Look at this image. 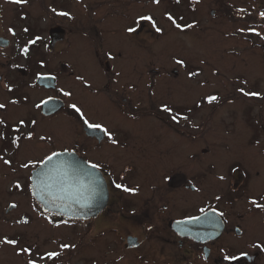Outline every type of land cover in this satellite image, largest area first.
<instances>
[{"label":"flooded vegetation","instance_id":"af4514ba","mask_svg":"<svg viewBox=\"0 0 264 264\" xmlns=\"http://www.w3.org/2000/svg\"><path fill=\"white\" fill-rule=\"evenodd\" d=\"M15 7L12 11L6 7V19L0 14V20L11 25L7 36L0 34V41L6 43L0 45V58L8 59L7 63L0 60V104L6 105L0 109V121L4 122L0 125L4 136L0 156L11 164L0 160V171L12 174L24 170L28 174L13 182L7 196L32 197L36 207L23 210L24 199L10 204L16 211L12 219V238L19 242L13 247L15 254L21 248L31 249V257L26 254L23 264L29 258L37 259L38 264H53L39 260V256L61 251L62 243L76 245L61 252L58 260L63 264H264V240L243 242L241 229L248 214H257L264 223V209L250 203L255 199L264 205V186L256 194L244 195L252 179L264 184V19L259 15L264 12V0H161L159 5L152 0H26ZM58 12L69 15L59 16ZM168 14L185 30L174 28ZM141 15H151L162 32H155L146 21L137 23ZM42 19H46L43 27ZM189 24L194 27H186ZM130 27L136 31L129 33ZM109 39L121 45L118 52L103 49L102 43ZM170 39L203 40L210 53L230 44L228 47H234L235 55L242 59L234 79L248 84L246 76L255 73L257 87L242 89L259 93V97L243 95L238 91L241 88H232L230 82L223 85L224 94H240L237 101L229 103L240 107L235 116L243 122L234 150L240 152L238 155L247 151L252 159L248 166L240 159L228 162V168L238 175L231 190L234 197H193L195 152L190 122L179 130L180 123L166 112L164 120L170 129L158 130V121H162L159 114L153 116L156 128L146 129L145 105L160 100L154 90L159 85L151 80L158 71L146 65V44ZM19 40L48 42V49L38 54L28 50L25 55L23 49H11ZM66 41L83 42L72 60L63 46ZM89 44L96 46L90 48ZM20 58H24L23 64H18ZM150 63H154L152 59ZM131 92L138 96L130 99ZM242 98L247 102L243 111L238 104ZM45 100L49 105L44 112L41 102ZM37 104L41 106L37 108ZM70 104H76L90 123L104 125L118 143L113 145L99 130L87 128ZM98 106L111 112L110 121L95 118ZM254 107L260 110L257 114H253ZM159 108L164 112L163 105ZM21 120L24 125L19 124ZM28 133L33 134L32 140L26 139ZM17 136L21 138L14 144ZM41 136L46 139L41 140ZM223 143L225 148L231 147L224 138ZM53 152H71L87 164L100 165L94 172L106 185L108 200L96 216L67 218L45 211L34 199L31 176L38 168L21 165L39 163ZM226 173L225 182L230 171ZM116 183L137 188L138 194L123 192ZM220 212L224 215L217 214ZM205 214L212 217L208 227L212 232L198 240L190 236L195 230L191 220ZM225 255L233 259L225 260Z\"/></svg>","mask_w":264,"mask_h":264},{"label":"rangeland","instance_id":"374dc122","mask_svg":"<svg viewBox=\"0 0 264 264\" xmlns=\"http://www.w3.org/2000/svg\"><path fill=\"white\" fill-rule=\"evenodd\" d=\"M16 5V3H10L9 0H0V8L3 6V12L0 11V14L3 13L4 19H6L4 14L6 7L12 11L16 8ZM34 6L37 12L36 2ZM30 24L36 25L37 22L30 21ZM45 24L46 19H42L40 26L43 27ZM8 27H11V25L0 20V34L7 36L9 34L7 33ZM17 27L19 28V26ZM34 28L37 30V27ZM205 43L203 40L198 39L192 41H175L170 39L169 41L147 42L145 53L147 57L146 65L149 68H151L149 66L151 65L153 69L158 71L157 74L151 75V80L154 78L159 85L154 90L157 99L160 100L153 105L149 101L146 103L147 118L145 125L148 131L156 128L152 124L154 121L153 116H158L157 114H159L162 117V121L157 120L159 124L158 130L171 128L164 120L166 112L160 110L159 107L161 105L163 107L169 105L168 107L173 110V114L179 117H187L188 121L181 119L182 122H180L181 125H178V129H186L184 125L188 122L193 125L194 138L192 148L195 152L194 185L196 187L193 197H234L231 196V190L236 185L234 178H238V175L234 174L230 167L228 168V162L240 159L244 166H248L252 162V159L249 152L243 150L241 152L242 155H238L240 152L234 150L237 137L243 131V122L240 119L241 125L236 119L240 107L235 103H229L237 101L236 99L240 97V94L237 92L233 96L224 94L223 85L230 82L232 88L238 89L244 87L252 90L257 87L254 81L255 73L246 76L248 84L234 79L242 67V59L237 58L234 47L229 48L230 44H228L218 51L210 53L205 50ZM47 44L48 42L44 41H35L33 44L31 41L19 40L13 43V48L11 49H24L27 47L28 50H34L38 54L48 49ZM81 44L83 42L80 43L78 41H66L63 44L68 54V60L74 58L75 51L77 53L80 51ZM131 45L133 46L134 44ZM95 46V44L94 46L90 45V48H94ZM102 46L105 51L118 52V48L121 49L118 41L112 39L104 41ZM132 46V49H141L140 47L133 48ZM215 48L218 49L216 46ZM23 59L20 58L18 64H23L25 62ZM151 59L154 63H150ZM177 59L183 60L184 65L176 64L175 61ZM0 60L4 63L8 61L6 57L4 59L1 57ZM40 70L44 71L41 68ZM193 72L198 73V75L190 77L189 74ZM0 73H3V69L0 70ZM149 79L150 77H148V81H150ZM146 94H149L147 93V89ZM208 95L218 96V102L207 103L206 97ZM132 96H138V94H132L131 92L129 95L130 99ZM238 104H241L243 111L244 105L247 102L242 98ZM258 111L260 110L254 107L253 114H257ZM110 113L105 108L98 106L94 116L98 120L110 121ZM250 116L248 114V121L246 123H249ZM155 119L157 118L155 117ZM223 138L227 143H230L231 147H224ZM165 144L166 142L163 143V145ZM211 158L214 159L212 163L208 161ZM227 170L230 171V175L228 176V181L225 182L220 178L225 177ZM27 175V172L24 170L12 171V174L8 171H0V240H3L5 237L13 239L12 219L16 211L14 212L12 211L13 209H9L12 202L18 203V200L24 199L21 205L23 210L32 211L36 209L32 197H7L8 194L12 193L9 190L12 189L13 182L20 178L24 179ZM263 186L264 184L261 180L254 178L244 188V195L251 196L256 194ZM252 211L254 212V210ZM241 229L244 231L243 242H251L256 239L264 240V223L257 214H248L247 220L243 222ZM25 256L26 254L16 255L13 246L0 244V264H23Z\"/></svg>","mask_w":264,"mask_h":264},{"label":"snow or ice","instance_id":"6c2138e0","mask_svg":"<svg viewBox=\"0 0 264 264\" xmlns=\"http://www.w3.org/2000/svg\"><path fill=\"white\" fill-rule=\"evenodd\" d=\"M10 3H16V4H22V3H26V0H9ZM177 2H179V0H177ZM152 3L159 5L161 3V0H152ZM53 11H55V9H53ZM239 12H243L244 9H239ZM59 16H68L69 14L66 12H58L56 13ZM260 17L262 19H264V12H260ZM167 20L171 22L172 26H174V28L179 29L181 31L185 30V26H182L180 23L177 22V20L171 15L168 14L167 15ZM140 21H146L148 22L152 28L155 30V32L160 33L162 32V29L160 27L157 26V22L155 21V19L151 16V15H141L138 20L137 23H139ZM186 27L188 28H192L194 27V25L189 24ZM10 32H12V34L14 35V31L12 29H9ZM129 33H133L136 31L135 28H128L127 30ZM240 31H243V29H241ZM249 31H253L255 32V29H249ZM256 35H260L259 32L255 33ZM31 43H35V41H31ZM23 53L26 55L28 53V48L25 47L23 49ZM106 55H108V57L111 59L113 58L111 56L110 53H106ZM176 64L178 65H184V61L181 59H177L175 61ZM198 75V73H190L189 76H195ZM9 91H11V88H9ZM238 91H240L241 93H243V95L245 96H256L259 97V93H249L244 91V89H238ZM64 96H71L70 92H63ZM207 103L211 104L213 102H218L219 97L216 95H209L206 97ZM12 103H16V101H11ZM42 104H47L48 101H42ZM41 106V104H37L36 107L39 108ZM6 105L4 104H0V109L5 108ZM70 107L76 112L79 113L81 116V119H83L84 124L87 126V128L89 129H93V130H99L100 133L103 134V136L107 137V140L110 141L113 145L117 144V140L114 138L113 134L102 124H93L90 123L84 116L83 113L81 112V109L76 105V104H70ZM164 112H167L171 115V119L173 121H175L176 123H180L181 119L187 120V117H179L176 114H172L173 110L171 108H169L167 105H165L162 109ZM3 121H0V125H3ZM33 124H35V121L32 122ZM20 125H24V121L21 120L19 121ZM17 132L20 131L19 128L16 129ZM4 136L2 133H0V139H3ZM20 136H17L15 138V140H13V143L16 144V142L20 139ZM33 138V134L32 133H28L26 135V139L28 140H32ZM41 140L46 139V137L41 136L40 137ZM18 146V145H17ZM62 155V153H57V152H53L49 155H47L41 162L39 163H34V162H29V163H24L21 165V167L23 168H38L39 171L35 173V178L37 181H40V183H33L32 184V191L33 192H49L52 193L53 195L56 196V199L52 201L53 204H56L57 200H60L61 202H63L66 199L71 198L73 200L74 203H78L80 204L81 207L86 206V201L88 199L87 196V192L89 190L88 186L85 185H81L75 192H72L71 189H66L65 185L68 183L62 176H58L56 178V182L54 184H47L44 180H42V177L45 176H50L51 175V170L53 169H64L66 167V162H61L59 161V157ZM0 160H3V163L5 165H10L11 161L8 159H5L3 156H0ZM82 162L81 161H73L71 164V167L73 168H77L80 169L81 174H88L89 176L91 175L90 173H86V169H99L100 165L97 163H89L86 168L85 167H81ZM48 169V172H45V170ZM167 179V177H165V180ZM220 179H223V177H221ZM93 183H99V181H93ZM20 185L17 183L16 184V188H19ZM115 187L117 189H121L123 192L126 193H130L131 195H137L138 194V189L137 188H129L126 187L122 184L116 183ZM58 190V191H56ZM217 199H219V197H217ZM43 203V201H41ZM250 203H252L253 205H255L257 208L260 209H264V205L257 203V201L255 199L251 200ZM11 207H15V205H11ZM201 212H204V209H201ZM220 216H223L224 214L222 212L217 213ZM193 219H199V217L193 218ZM51 222V221H50ZM23 223H28L27 220H24ZM18 241L17 240H13V239H8L7 237H5L3 240H0V244H7L13 247H16L18 245ZM256 247H260V245H255ZM76 245H69V244H60L59 248L61 249V251H49L46 252L42 255L39 256V260H51L53 261V264H63L62 261H59L58 258L61 256V252L65 249H69V248H75ZM21 254H27L29 255V257H31V249L30 248H21V250L19 252H17V255H21ZM225 260H231L233 259L232 257H229L227 255L224 256ZM26 264H38V260L37 259H32L29 258L26 262Z\"/></svg>","mask_w":264,"mask_h":264},{"label":"water","instance_id":"95a60500","mask_svg":"<svg viewBox=\"0 0 264 264\" xmlns=\"http://www.w3.org/2000/svg\"><path fill=\"white\" fill-rule=\"evenodd\" d=\"M1 40L0 44L4 45L6 43H2ZM56 41H53V44ZM47 104H45V108L47 107ZM51 104V103H50ZM59 161L66 162V167L64 169H53L51 170L50 176L42 177V180H44L47 184H54L56 182V178L58 176H62L68 183L65 185L66 189H71L72 192H75L81 185L88 186L89 190L87 192L88 199L86 201V206L81 207L80 204L74 203L71 198L64 200L61 202L60 200L56 201V204H53L52 201L56 199V196L52 193H49L47 191L45 192H33V195L35 199L42 205L44 210L51 212V213H58L60 215H63L68 218L72 219H88L91 217L96 216L105 206L108 200V191L107 187L102 181V179L97 177V173L94 172V169H86V173L88 174H81L80 169L71 167V164L73 161H81L82 165L81 167H85L88 165L86 162L78 158L77 155L74 153H63L59 157ZM38 170L33 172L32 176V184L40 183V181H37L35 178V173L38 172ZM49 170L46 169L45 172H48ZM93 181H99V183H93ZM58 191V190H56ZM97 193L98 197H91L92 194ZM43 201V203L41 202ZM212 220L211 215L205 214L199 219H193L191 220V224H194L195 230L190 234V236L198 239L203 240L207 236V234H210L212 231L208 229L210 225V221Z\"/></svg>","mask_w":264,"mask_h":264}]
</instances>
